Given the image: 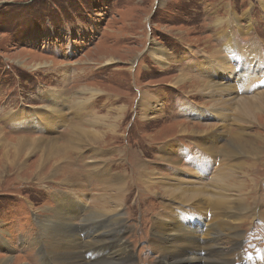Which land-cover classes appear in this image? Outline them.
Here are the masks:
<instances>
[{
	"label": "rangeland",
	"instance_id": "obj_1",
	"mask_svg": "<svg viewBox=\"0 0 264 264\" xmlns=\"http://www.w3.org/2000/svg\"><path fill=\"white\" fill-rule=\"evenodd\" d=\"M244 16L249 18L246 20ZM229 17H235L236 22L232 23ZM235 24L240 28L236 29ZM228 31H232L237 45L252 44L257 52V61L263 63L249 77L254 76L248 89L244 91L242 88L240 92L243 96L252 97L264 88L258 85L264 77V0H0V116L9 111L33 114L36 111L49 117L51 112L43 110L42 105L52 101L43 100L44 96L49 91L61 90L64 91L60 95L63 105L60 106L61 101L54 105L59 108L57 116L65 119L59 121L58 118V122H50L51 130L55 129L52 135L50 131L45 132L33 126L14 128L15 125L2 123L1 119L0 127L8 137L26 136L27 133L29 136L26 137L47 134L62 139L74 123L85 125L103 117L105 120L99 123L110 122L112 130L104 136L103 143L85 144L77 151L68 152L59 161V166L64 170L70 169L68 163L71 168L76 167L74 182L89 174L87 179L82 180L84 186L78 190L79 203L88 201L92 197L91 191L93 194H102L101 190H97L100 185L96 182V175L90 179L95 168L97 172L100 165L108 169L118 165L117 173L123 172L129 177L127 166L134 163L135 158L138 163L139 159L148 160L149 169L157 172L156 177H165L167 181L178 177L172 171L180 168L184 181L188 180L194 186L213 185L205 188L214 194H237L236 189L214 186V180L222 178L219 173L232 172L233 169H228V165L236 157L241 160L249 155H232L229 157L233 158L229 160L222 158L225 157L223 153L214 156L216 162H206V165L214 168L212 172L204 178H196L194 172L202 166H194L198 159L188 152L195 145L197 134H173L181 122L198 127L219 126L224 140H229L233 132L238 130V123L232 122L236 104L229 106L230 102H224V94L222 98L219 97L220 92L209 97L206 92L189 91L183 85L172 84L173 77L181 70H186L192 75L191 79L198 81L194 76L201 73L197 69L200 62L210 61L206 64L207 69L217 68V62L225 59L222 55L227 51L224 46L227 43L225 39L229 37L226 35ZM153 45L165 48L166 53L163 55L166 61L161 55L149 53ZM104 56L113 61L101 63ZM34 61L45 63L36 68L29 67ZM261 73L263 75L259 77ZM90 88L100 90L102 95L87 100ZM143 90L157 100L153 112L146 119L138 115V98ZM79 100L85 101V109L80 116L75 115ZM214 103L215 106L212 105ZM118 106L123 108L120 118L110 119L111 114L108 112ZM130 106L133 112L129 110ZM191 106L207 108L211 111L210 115L186 113V107L193 111ZM251 117L253 125L244 124L247 120L242 121L246 126L244 130L250 133L259 131L264 135V105ZM220 123H227L228 126L225 129ZM90 127L85 126L92 129ZM169 135L172 136L167 137ZM167 141L176 143L173 145L176 153L160 154ZM194 151L197 155L196 149ZM38 154L39 151H33L19 158V168L14 172L6 167L0 173V256L11 258L14 264H50L48 258L42 257L44 251L40 252L37 244L43 247V228L46 229L47 223H55V210L59 208L60 211L64 195L72 192H68L62 184L66 178L61 173L54 175L51 172V162L46 163L48 167L41 170L38 178L33 166ZM1 156L2 147L0 162ZM252 159L257 161L254 176L249 174L250 171L243 176L241 169L233 170L236 171L233 174L235 181L246 177L254 179L249 182L251 186L246 193L258 201L246 210L239 211L243 217L239 220L241 237L238 244L233 246L228 236H223L219 241L225 251L222 256L226 255L231 264H241L240 257L249 261L254 255L264 253V234L261 231L264 221L255 215L257 208L259 211L264 210V202L259 200L260 194L264 193L260 189L264 187V149ZM162 160L167 163L162 164ZM77 162L79 166L75 164ZM185 168L190 170L189 174L183 173ZM70 177L73 175L70 174ZM126 190L129 196H134L132 188ZM142 191L147 193L149 187L142 186ZM159 194L157 192L155 197L145 196L138 202L130 198L128 207L123 206L127 199V195H123V199L119 198L117 202L121 205L118 206L120 221H111L108 213L102 215L108 217V222H104V230H112L108 231L103 241L111 243L112 239L115 250L123 242L131 255L130 264H158L161 251L154 248L151 223L155 213L152 206L163 202ZM100 204L101 210H110L114 206L108 203L103 205V202L93 197L90 208H100ZM200 211L202 214L198 218H203L204 212L202 209ZM84 213L85 210L80 216L72 218L67 215L73 227L76 230L79 228L76 240H83L86 236L88 226L87 229L80 228L86 223L82 218ZM99 252L106 254L107 250ZM167 258L171 259V256Z\"/></svg>",
	"mask_w": 264,
	"mask_h": 264
},
{
	"label": "bare ground",
	"instance_id": "obj_2",
	"mask_svg": "<svg viewBox=\"0 0 264 264\" xmlns=\"http://www.w3.org/2000/svg\"><path fill=\"white\" fill-rule=\"evenodd\" d=\"M244 18L247 20L249 16H244ZM229 19L232 23H234V21L236 22L235 17H229ZM234 27L236 29L240 28L237 24H235ZM226 33L229 37L225 39V42L227 43L224 47L228 52L226 51V54L222 55L225 59L217 62V68L208 67L211 69H207L206 64L210 61L200 62L197 69L201 73H199L200 75L197 74L194 76L198 81L191 79L190 76L192 75L186 70H181L178 75L173 77L174 83L170 81L173 85H183L186 88H189V91L199 90L201 92H206L209 97L214 93L217 94L220 92L219 97L222 98L224 94L226 96L224 102H230L229 106L233 103L236 104V107L233 106L237 110L235 111L232 122L238 123L239 126L238 130L233 132L229 140H224L223 134L219 132V126L216 128L210 125L198 127L178 122L179 124L173 134H197L195 137L196 146L191 144L192 147H190V151L188 152L189 155L197 157L196 159H198L193 165L202 166L195 170L194 176L196 178H204L207 174L212 172L211 170L214 168L206 165V162L210 160L216 162L214 156H218L222 153L225 154V157H222L225 158V160L233 158L229 157L232 155H249L247 156L248 158L241 160L236 157L233 163L228 165V169H241L243 176L245 175V172L250 171L249 174L254 176L253 173L257 172V161L252 159V157H257L264 149V135L259 131H252L251 133L247 132L244 130L246 126L242 124L243 120H247L244 121L247 122L244 124H254L250 122L252 119L251 116H253L257 109L264 105V88H262L263 90H259L256 95L252 97L243 96L240 93L242 88L244 91L248 89L250 83L253 82L252 80L254 76L251 78L249 77L253 74L256 68H260V66L262 67L263 63L262 61H257L259 60L255 57L257 56V52L252 44H238V46L235 42V37L233 36L232 31ZM149 53L159 57L161 55L163 56L164 61H166V58L163 55L166 51L165 48H162L161 46L153 45V48ZM101 59H104V61L100 62L106 64L113 61L106 56ZM253 59H255V61H252ZM217 60L219 59L217 58ZM43 63L45 62L34 61L29 67L36 68ZM22 65L27 66V64ZM219 65L221 66V69L219 68ZM262 75L263 74L261 73L259 77ZM258 85L264 86V77ZM80 91L81 90H79V92ZM232 92H235L239 96H236L235 93L231 94ZM61 93L64 94V91H49L45 94L43 100L52 101L51 103L42 105L43 110L51 112L50 115L48 114L49 117H46L43 112L35 111L33 114L29 112L23 113L21 111H9L2 115V117L0 116L1 122H10L15 125L14 128L20 126L23 128H30L33 126L45 132L50 131L52 135L55 129L51 130L50 122H58V118L59 121L65 120L60 116H57L58 113H60L59 108H55L56 106L54 105L58 101H61V103L58 102L60 106L63 105V98L61 99L62 96H60L62 95ZM95 93L100 94L96 95ZM100 95H102L100 90L90 88L91 97L89 96L87 100L90 98L92 99L93 96L99 97ZM83 100L86 99L83 98ZM156 101L157 100L154 99V97L150 96L148 91L143 90L138 98V115H141L144 119L149 118L148 116L153 112L155 106L154 102ZM84 102L85 101L79 102V107L76 108L75 115L80 116V114H83L85 109L83 108L85 105L83 104ZM212 105L215 106V103ZM188 107L184 109L185 112L193 113L197 116H209L211 112L207 108H198L195 106H191L193 107V111H191L188 110ZM204 109H206L207 112H205ZM122 110L123 108H121V106L111 109L108 112L111 114L110 119L111 117L120 118V112ZM129 110H131V106ZM131 112H133V109ZM116 113L118 114L117 116L114 115ZM139 116L138 119H140ZM216 117H220V115L216 114ZM94 119H96V117H94ZM104 120L103 117L100 118L99 121H89L85 125L74 123L71 129L64 134L62 139H59L54 135L49 137L47 134L46 136L26 137L29 136L27 133H25L26 136L20 135L18 137H8L5 134V131L0 127V147H2V159L0 162L2 169L0 170V173H3L5 170L4 168L6 167H9L13 172L18 170L17 165L19 164V158L28 155L33 151H39L35 164L33 165L38 178L41 170L48 167L45 166L46 163L51 162L49 164V166L53 168L51 172H53L54 175L61 173L66 178L62 183L66 186L65 189H67L68 192L69 190L72 191L69 192V194H72L73 197L69 194L64 195L63 202L60 203V205L62 204L60 211H58L59 208L57 211L55 210V223H52V225L51 223H47L45 226L46 229L43 228L45 231L43 232L44 236L42 234L44 240H41L43 247H39V244L36 243L40 252L41 250L44 251L42 257L48 258L50 264H130L131 255L129 251L126 250L123 242H120L119 248L115 250L112 239L111 243L109 241H103L105 239L104 237L108 234V231L112 232V230H104V222H108V217L102 215L108 213L107 215H110L111 221H120L121 217L120 212H118V206L121 207V205L117 202L120 199H123V195H127V199L123 202V206L128 207V201L130 198H133L138 202L145 196L153 195L155 197L156 193L159 192V195H162L163 202L156 203L152 206L155 213L152 217L151 223L153 228L154 248H158L161 251V253H159L160 258L158 259V264H231V260L226 258V255H224V257L222 256V254H225V251L219 244V241L223 236H228L227 238L229 239V242H232L233 246L238 244L239 238L241 237L239 220L243 217L239 211L246 210L250 205L255 204L258 201L253 195L246 193L248 187L251 186L249 182L254 180L252 177H250V179L246 177L245 179L235 181L233 174L236 171L232 170L231 173L228 171L219 173L222 178H216L214 180L216 181L214 186L221 188L227 186L228 190L231 188L236 189L237 194L232 195L229 192L225 193V195L220 193L214 194L212 193V190L208 191V189L205 188L206 186L211 187L213 185L205 184L206 186L203 187L198 185L194 186L188 180L187 182L184 181L185 178L181 174L180 168H175L172 171V173H176L178 177L174 178L173 181H167L165 180V177H156L157 172L149 169L148 160L139 159L138 163L135 158V160L133 159L134 163H129L127 166L129 169L127 171L130 173L129 177H126L123 172L117 173L119 172V170H117L118 165L111 166L110 169L106 168L105 165H100L97 172L95 171L96 168L93 171L91 170L92 174H90V179L92 175H96V182L100 185L97 190H101L102 194H93L91 191L90 193L92 197L84 203H79L77 197L80 196V193L78 190L84 186L82 180L87 179L89 174H87V176H85V174L79 181L74 182V173L77 171V169H75L76 167L72 166L71 168L68 163L67 166H69L70 169L64 170L62 166H59V161L64 159L68 152L77 151L78 149H81V146H85V144L94 145L103 143L105 140L104 136L110 134L112 130L110 122L99 123ZM220 124L225 129L228 126L226 125L227 123ZM86 125L91 126L90 128L92 129L85 128ZM174 144L176 143L167 141L166 144H163L160 154L163 152H170L172 154L176 153V150L173 148ZM126 148L127 146L124 148V151ZM133 148L131 147L130 149ZM147 148L149 149V147ZM195 149L196 152H198L197 155H195ZM166 163L162 160V164ZM75 164L79 166V162ZM158 165L161 166V164H156V166ZM244 167L247 168V170L244 171ZM49 172L50 170L48 173ZM189 172L190 170L188 168H185L183 171L184 174H189ZM70 174H72L73 177H70ZM107 183L108 186L106 185ZM145 185L149 187L147 193L142 191V186ZM128 188L133 189L134 196L131 197L128 195V192H126V189ZM260 189L264 191V187H261ZM238 193L240 194L238 195ZM93 197L99 199L101 203L103 202V205L108 203L114 206L110 210H101L102 204H100V208L92 209L90 208V202ZM259 200L260 202H264V193L260 194ZM190 206L201 208L204 212L203 218H198L202 214V211H200L201 209L196 210ZM84 210L85 213L82 215V218L86 223L80 228L87 229L86 226H88V229L83 240H76V235L79 234V228L76 230L73 227L74 224L72 221L67 220V215L69 218L77 217L80 216ZM256 211L255 215L264 221V210L259 211L257 208ZM232 212L235 214H231ZM244 223L245 222H243V224ZM48 228L50 229L47 230ZM261 231L262 234H264V228ZM197 234H199V236ZM96 238L99 240L95 241ZM100 239H102L103 242ZM103 249L107 250L106 254L99 252V250ZM168 256H171V259H168ZM237 256L240 257L239 254H237ZM240 263L264 264V253L254 255L249 261H245L240 257ZM0 264L14 263L11 258L0 256ZM17 264L26 263L19 262Z\"/></svg>",
	"mask_w": 264,
	"mask_h": 264
}]
</instances>
